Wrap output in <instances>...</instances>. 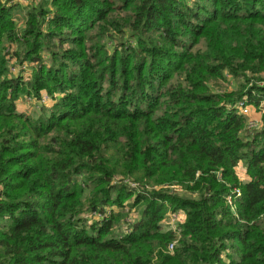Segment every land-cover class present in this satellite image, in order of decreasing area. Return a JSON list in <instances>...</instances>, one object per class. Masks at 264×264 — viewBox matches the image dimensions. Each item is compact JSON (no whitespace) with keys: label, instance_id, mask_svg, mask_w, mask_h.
Here are the masks:
<instances>
[{"label":"trees","instance_id":"obj_1","mask_svg":"<svg viewBox=\"0 0 264 264\" xmlns=\"http://www.w3.org/2000/svg\"><path fill=\"white\" fill-rule=\"evenodd\" d=\"M18 8L0 0V264H264V0Z\"/></svg>","mask_w":264,"mask_h":264},{"label":"rangeland","instance_id":"obj_2","mask_svg":"<svg viewBox=\"0 0 264 264\" xmlns=\"http://www.w3.org/2000/svg\"><path fill=\"white\" fill-rule=\"evenodd\" d=\"M17 1L19 3V8L22 7V6H25L26 4H29V2H30V0H17ZM19 8L13 12V19L16 22V25H18V26L21 25L22 26L23 25V21H24L23 20V12ZM119 38H120V36H116V38L114 37V39H118V40H119ZM4 45L9 47V48H14L15 47L12 44H9L7 42H5ZM40 54L43 57V59L46 60V58H45L46 57V52L41 51ZM10 63H11L10 64V66H11L10 68L12 70V73L18 74L20 72V74L22 76H24V78H28L31 75V73L33 71V68L36 65L35 63L32 64L31 62H28V61L19 63V61L14 59V58H11ZM229 80H231V79H229ZM235 81L237 82V80H235ZM235 81L231 82V83H229V82H225V83L221 82V84L225 88L233 89L237 85L235 83ZM260 84H264V83L260 82ZM49 103H50V100H48V102H46V103H41V102H39V98H36L35 96H28V95H25V94L20 96L16 100V106H17L18 111L26 112L28 114H32L33 116H36L40 112V109H41L42 105L47 106ZM240 107H242L241 104H239V108ZM246 107H247V111H246L245 115L249 118L248 120H250V124H255L256 121H258L260 119V117L259 118H256V117H257V115L261 116V111H259L257 108H255L253 106L247 105ZM237 172H238L239 176L242 179H246L245 167H244L243 162H240V164H239V166L237 168ZM232 206L235 207V205L233 204V200H232ZM111 207L114 208V211H118L117 205L113 204ZM137 212H138L137 208H134L133 210H131L130 213H129L130 218H133V216H132L133 214L137 215L138 214ZM121 222L122 221H120L119 223L121 224ZM124 225L125 224H123L121 226L122 229H124ZM117 226H118V223H117Z\"/></svg>","mask_w":264,"mask_h":264},{"label":"built area","instance_id":"obj_3","mask_svg":"<svg viewBox=\"0 0 264 264\" xmlns=\"http://www.w3.org/2000/svg\"><path fill=\"white\" fill-rule=\"evenodd\" d=\"M50 98L46 95H44L42 97L41 100H39V102L41 103H46L48 102ZM242 105V103H241ZM240 110L242 111L243 114H246V111H247V107L243 104L242 107H240ZM128 185L129 186H132V187H135L137 186L136 183H133V182H128ZM235 192L236 193H239V190L238 189H235ZM232 197L231 196H228L227 197V202L229 204L232 205ZM111 209H114L113 207H105L104 208V213H109ZM234 209V208H233ZM91 219H100L101 218V214L99 212H93L91 215ZM184 219V213L181 209H178V210H168L162 220V223H163V229L164 230H173V231H179V228H178V225L183 221ZM126 228V227H125ZM176 244V240H172L171 242H169L168 246H167V250L169 252H172L173 249H174V246Z\"/></svg>","mask_w":264,"mask_h":264},{"label":"crops","instance_id":"obj_4","mask_svg":"<svg viewBox=\"0 0 264 264\" xmlns=\"http://www.w3.org/2000/svg\"><path fill=\"white\" fill-rule=\"evenodd\" d=\"M260 117V115H257V117L256 118H259Z\"/></svg>","mask_w":264,"mask_h":264}]
</instances>
